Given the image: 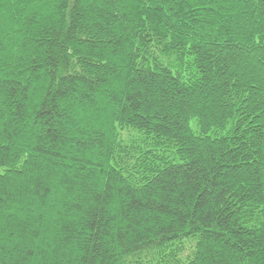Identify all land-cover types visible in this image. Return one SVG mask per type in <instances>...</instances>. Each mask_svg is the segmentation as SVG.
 Here are the masks:
<instances>
[{
	"label": "trees",
	"instance_id": "trees-1",
	"mask_svg": "<svg viewBox=\"0 0 264 264\" xmlns=\"http://www.w3.org/2000/svg\"><path fill=\"white\" fill-rule=\"evenodd\" d=\"M0 264H264V0H0Z\"/></svg>",
	"mask_w": 264,
	"mask_h": 264
}]
</instances>
